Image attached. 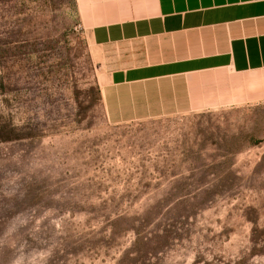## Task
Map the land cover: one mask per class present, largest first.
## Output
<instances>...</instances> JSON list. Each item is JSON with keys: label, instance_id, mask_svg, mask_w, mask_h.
<instances>
[{"label": "rangeland", "instance_id": "1", "mask_svg": "<svg viewBox=\"0 0 264 264\" xmlns=\"http://www.w3.org/2000/svg\"><path fill=\"white\" fill-rule=\"evenodd\" d=\"M89 27L0 0V264H264V100L123 109L133 48Z\"/></svg>", "mask_w": 264, "mask_h": 264}, {"label": "crops", "instance_id": "2", "mask_svg": "<svg viewBox=\"0 0 264 264\" xmlns=\"http://www.w3.org/2000/svg\"><path fill=\"white\" fill-rule=\"evenodd\" d=\"M96 46H132L108 101L140 115L264 100V0H80ZM114 107V106H113Z\"/></svg>", "mask_w": 264, "mask_h": 264}]
</instances>
